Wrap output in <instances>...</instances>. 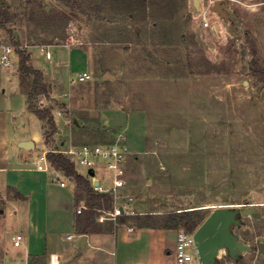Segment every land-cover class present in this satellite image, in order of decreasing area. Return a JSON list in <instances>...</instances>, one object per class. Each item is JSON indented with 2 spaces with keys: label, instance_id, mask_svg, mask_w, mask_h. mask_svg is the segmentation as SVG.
Returning a JSON list of instances; mask_svg holds the SVG:
<instances>
[{
  "label": "rangeland",
  "instance_id": "374dc122",
  "mask_svg": "<svg viewBox=\"0 0 264 264\" xmlns=\"http://www.w3.org/2000/svg\"><path fill=\"white\" fill-rule=\"evenodd\" d=\"M5 2L18 16L12 29L21 35L17 41L21 49L32 53L34 67L68 84L69 70L63 65L69 60V49L74 70L92 77L96 92L92 105L103 99V105L145 111L146 151L144 118L139 114L127 120L124 114L109 110L108 125L121 127L124 134H103L101 129L94 133L100 143L120 140L130 153L141 154L137 161L129 157V179L123 192L134 197V216L164 218L172 212L202 210L207 218L218 208L246 206L253 212L243 216L233 232L252 248L238 260L223 252L219 264H264V252L257 247V243H264V0H224L227 19L212 11L216 0H201L199 11L194 0ZM33 35L39 36L37 42L32 41ZM23 43L67 49L50 48L53 60L49 61L40 49L23 47ZM1 46L14 47L17 64L12 36L0 29ZM103 72L115 80L95 86ZM17 88L14 66L6 69L0 65V121L13 145L23 135L42 134V124L24 113L25 101L16 93ZM43 104L45 108L48 105L46 101ZM56 145L53 142L52 149ZM34 160V156L26 157L15 148L10 153L12 168L32 170ZM77 168L88 171L79 165ZM101 173L108 175L98 170V177ZM31 176L37 188L30 210L39 216L35 220L39 227L31 232V251L43 250L38 233L47 234L59 248L67 249L66 237L74 234L70 209L66 208L70 198L46 177L38 183V175ZM70 180L75 186V180ZM6 196L14 194L6 191ZM3 198L0 195V264H28L24 262L28 245L24 241L21 248L14 249L13 236L22 233L27 237L31 229L19 211L20 204H6ZM28 201L31 203L32 198ZM47 204L55 210L48 211ZM111 224L101 226L112 227L113 232L137 228L132 221ZM155 230L167 234L166 248L172 256L165 264H175L173 249L181 229ZM152 241L145 245L151 248L152 259L158 261V237ZM140 244L143 247L144 243Z\"/></svg>",
  "mask_w": 264,
  "mask_h": 264
},
{
  "label": "crops",
  "instance_id": "0c3cea01",
  "mask_svg": "<svg viewBox=\"0 0 264 264\" xmlns=\"http://www.w3.org/2000/svg\"><path fill=\"white\" fill-rule=\"evenodd\" d=\"M16 21L17 19L9 26V28H12ZM0 29L2 31H5L6 34H9L7 30L1 27ZM18 33L19 31L15 32V37L17 39H20L21 35ZM38 39V35L32 36L33 42H37ZM48 40H53V37L50 36ZM23 47L40 49L42 53L45 54L46 59L49 61L53 60V54L50 51V48L58 47L67 49L65 46L61 45L44 47L37 46L36 44L28 46L26 43H23ZM1 48H3V46H1L0 49ZM67 50L69 60L72 61V58L74 57L73 52L69 49ZM48 53L50 57L47 56ZM31 59L32 53L29 64L33 68L37 69L33 66ZM69 60L63 65L67 68V70H69L67 72L69 76L67 80L68 84L66 85L61 83V81H59L57 77L51 76L46 71L40 70L44 75L45 82L50 85L51 91L48 97L41 95L38 98L37 106L40 107V109L49 110L53 114L54 121L57 127V132L52 135L49 141H47V135L51 132V129L48 126L47 122L40 120L33 112L29 111L28 95L25 88L21 86V79L19 76V62H17V64L15 63L16 57L12 60V63L9 67H5L0 63V65H2L6 69L14 66V68L16 69L18 86L16 93L25 101L24 113H27V115H29V118L36 119L42 124L41 135H23L17 138L16 143L13 145L11 142L13 141V139L9 137V133L6 127L0 121V195L4 197L3 199L6 201V204L7 202L20 204L19 211H23V215L27 222V225L29 226V229H31L27 237H25L22 233L17 234L22 236V244L19 247H15L13 243V247L14 249H19L22 247L25 241L28 246H26L27 250L24 257V262L28 264H36L38 262H40V264H165V259L172 256V252L170 250H167L166 248L168 241L166 239L167 234L164 231L150 228H134L133 232H128L127 229H118L115 232L105 230L102 232H92L86 234L87 244L85 248H81V238L84 235L78 233L76 222L78 217L80 216L79 214H77V208L78 206H80L79 204L84 202L82 200L83 197L76 183L74 186V183L70 180L71 178L67 177L62 170L57 169L52 165V163L48 159V153H61L70 148H79L80 146H82L83 144H87L88 142L100 143L102 141L99 140L97 134L94 135V133L97 131L96 129H101L103 131V134H107L108 132H115L114 134H119L118 137L120 136L121 132L124 134V130H122L121 127H113L111 125H108L106 112L109 110H114L120 112L121 114H124L127 120H129V118L133 114H139L144 118V142L146 151V114L143 110L130 109L123 106L118 107L113 106L112 104L103 105V99L100 100L102 103H94V105H92L91 103H93L92 100L93 97L95 98L96 92L92 87L91 75L88 72L78 73V71H75L73 66L70 65ZM60 64V61L56 63L57 66H60ZM85 73L88 74L90 78L79 80V77L83 76ZM115 78L116 77L112 74L103 72V74L101 75L102 80L100 81L97 79L94 84L95 86H99L102 85V83H105L104 81L112 82L113 80H115ZM76 86L80 87L77 89L75 88ZM44 101L48 103L46 108L43 106ZM123 141H126V136H124ZM53 142H57V145L56 147L54 146V149H52ZM27 143H32L33 147H26L25 144ZM14 148L20 154L26 155V157L34 156L35 167L32 170L29 168H25V166H22L20 168H12L10 163V153L14 150ZM43 155H46L47 158L46 162L43 163V166L46 169L40 170L38 166L41 163L40 160ZM138 155L141 154L130 153L129 157H133L132 159L134 161H137ZM76 170L78 174L90 180L92 184L98 181L103 183V181L106 180L105 178H108V175L105 173H101L102 175L98 177V170L96 171L94 177H90L88 175V171L81 172L77 167ZM32 174L38 175V183L42 182V179L46 177V180L48 182L54 183V187L63 191L64 194L68 195L70 198L71 203L65 206L66 208L70 209L69 223L74 234L68 235L66 237V241H68L69 243L67 249L59 248L58 242L55 239L50 238L47 234L45 235L43 233H38V240L43 241L44 243L43 250H37L35 251V253H32L31 251V232L34 229L37 230V227H39V225L35 221L36 218L39 219V216L37 215L35 217V211L30 210L31 204H33L34 195L36 194L35 189L37 188L36 183H34L32 180ZM128 179L129 177L127 174V184ZM106 181L110 183L109 180ZM62 183H65V185H62ZM105 184L108 183L106 182ZM42 188L43 187H41V189ZM6 191L12 192L14 196L8 198L7 196L5 197ZM9 195L10 193L8 194V196ZM17 195H20L21 197H17ZM29 198H32L31 203H29L28 201ZM37 203L39 204V201H37ZM49 208L50 206L49 204H47L48 211L51 210L52 212L55 210V208ZM59 210L62 212L61 207H59ZM15 236H13V239ZM153 237H158L159 240L158 246H160V258L158 261L152 259L151 248H148L145 245L146 243L148 245L152 243ZM141 242L144 243L143 247H141ZM123 246L125 250L123 249ZM122 250H124V255L120 257L119 255ZM146 250H148V252ZM166 250L167 255L165 257ZM173 251V256L175 257V249H173ZM84 253L86 254L84 255ZM109 256H114L115 259L111 260Z\"/></svg>",
  "mask_w": 264,
  "mask_h": 264
},
{
  "label": "trees",
  "instance_id": "16d2710c",
  "mask_svg": "<svg viewBox=\"0 0 264 264\" xmlns=\"http://www.w3.org/2000/svg\"><path fill=\"white\" fill-rule=\"evenodd\" d=\"M7 1V0H6ZM26 3L41 0H24ZM5 0H0V27L7 30L11 34L13 44L16 48L19 57V76L21 79V86L25 88L29 100V111L33 112L40 120L46 121L51 129L47 135V141L57 132V127L54 121L53 114L49 110H41L37 106V100L41 95L49 96L51 88L45 82L44 75L40 70L33 68L29 62L31 54H27L21 49V45L15 38V31L9 26L18 18L17 15L12 13L8 6H5ZM48 159L52 165L62 170L65 175L75 180L83 201L86 204L85 216H79L77 219V231L81 235H86L92 232L113 231L104 229L97 222L98 209L112 210L113 199L109 195L97 194L94 192L92 183L87 178L78 174L74 163L62 153H48ZM17 197H21L17 195ZM83 214V213H82ZM206 220V216L202 210H185L181 212H172L164 218L157 215L146 216H123L117 220V224H126L132 221L137 228H150V229H166L177 230L181 229L189 233H194ZM113 224V222H112ZM111 224V226H112ZM240 258V257H239Z\"/></svg>",
  "mask_w": 264,
  "mask_h": 264
},
{
  "label": "built area",
  "instance_id": "2783aa9c",
  "mask_svg": "<svg viewBox=\"0 0 264 264\" xmlns=\"http://www.w3.org/2000/svg\"><path fill=\"white\" fill-rule=\"evenodd\" d=\"M205 26H209V22L206 21ZM50 57L49 53L47 54ZM16 57L15 49L11 46H3L2 54L0 56V63L9 67L12 60ZM90 78L88 74H84L79 77V80ZM68 157L74 165L84 167L89 170H93L95 173L97 170L102 169L108 173L110 183L105 184L108 181L93 183L94 192L97 194L109 195L113 199V209L105 210L98 209V222H114L123 216H134L137 213L131 209V205L134 202V197L131 195H124L123 192L127 187V163L130 152L124 142L120 140L111 143H96V144H83L79 148H70L61 152ZM46 155L41 157V163L38 166L40 170L46 169L43 163L46 162ZM65 185V183H62ZM84 210H87L86 205L82 204L77 208V214L81 215ZM106 214V216H104ZM194 233H189L184 230H180L176 235V247H175V264H201L198 258V252L196 248V242ZM22 236L17 235L13 239L15 247H19L22 244Z\"/></svg>",
  "mask_w": 264,
  "mask_h": 264
},
{
  "label": "water",
  "instance_id": "95a60500",
  "mask_svg": "<svg viewBox=\"0 0 264 264\" xmlns=\"http://www.w3.org/2000/svg\"><path fill=\"white\" fill-rule=\"evenodd\" d=\"M201 0H194V6L199 11ZM224 0H216L212 11L217 12L221 17L227 19ZM48 10V8H47ZM17 35V34H16ZM26 147H33L32 143L25 144ZM90 177L95 176L93 170L88 171ZM97 185V183H96ZM253 210L248 207L240 208H218L214 210L196 230L194 234L198 258L201 264H219V256L226 252L233 259L238 260L242 253L250 251L251 246L240 241L233 232L235 226L241 224V218L252 214ZM264 213V208H262ZM87 236L81 238V248H85ZM259 252H264V243H257Z\"/></svg>",
  "mask_w": 264,
  "mask_h": 264
}]
</instances>
